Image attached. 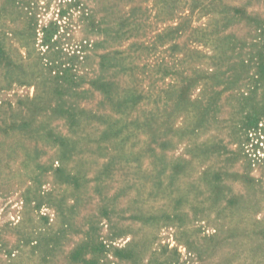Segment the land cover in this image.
Wrapping results in <instances>:
<instances>
[{
  "label": "rangeland",
  "instance_id": "rangeland-1",
  "mask_svg": "<svg viewBox=\"0 0 264 264\" xmlns=\"http://www.w3.org/2000/svg\"><path fill=\"white\" fill-rule=\"evenodd\" d=\"M0 264H264V0H0Z\"/></svg>",
  "mask_w": 264,
  "mask_h": 264
}]
</instances>
